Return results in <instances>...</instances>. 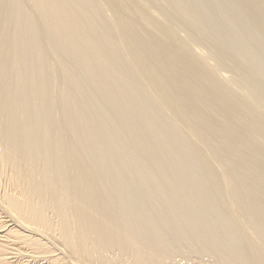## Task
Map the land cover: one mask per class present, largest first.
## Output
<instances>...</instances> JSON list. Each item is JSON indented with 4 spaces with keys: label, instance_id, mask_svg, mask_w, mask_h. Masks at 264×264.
Returning <instances> with one entry per match:
<instances>
[{
    "label": "bare ground",
    "instance_id": "obj_1",
    "mask_svg": "<svg viewBox=\"0 0 264 264\" xmlns=\"http://www.w3.org/2000/svg\"><path fill=\"white\" fill-rule=\"evenodd\" d=\"M0 264H264V0H0Z\"/></svg>",
    "mask_w": 264,
    "mask_h": 264
}]
</instances>
